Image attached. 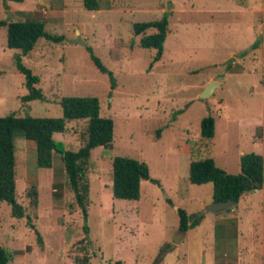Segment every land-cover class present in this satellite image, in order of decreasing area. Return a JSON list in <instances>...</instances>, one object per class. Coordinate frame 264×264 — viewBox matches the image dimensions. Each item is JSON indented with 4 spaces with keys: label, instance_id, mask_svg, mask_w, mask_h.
I'll return each mask as SVG.
<instances>
[{
    "label": "rangeland",
    "instance_id": "rangeland-1",
    "mask_svg": "<svg viewBox=\"0 0 264 264\" xmlns=\"http://www.w3.org/2000/svg\"><path fill=\"white\" fill-rule=\"evenodd\" d=\"M97 1L99 9L85 10L81 0H0V20H41L46 31L63 36L61 42L39 38L22 54L7 47L0 26V117H60V97L96 96L100 114L114 123L112 149L95 147L85 171L86 219L62 154L54 151L52 167L39 168L34 142L15 138L16 201L25 216L13 217L0 201V246L9 264H80L82 258L87 264H264V185L230 210L205 212L212 183L189 181L192 142L199 156L232 174L239 173L240 155L264 156V0ZM165 11L168 31L154 61L156 50L138 45L142 34L132 24L159 20ZM87 47L113 73L114 88ZM17 55L39 77L41 100L21 101L27 89ZM211 81L205 102L199 95ZM207 115L215 119V134L203 140L200 120ZM84 124L67 122L53 138L75 151ZM115 156L149 167L154 182L141 181L136 202L113 197ZM177 208L189 216L186 232L178 228Z\"/></svg>",
    "mask_w": 264,
    "mask_h": 264
},
{
    "label": "trees",
    "instance_id": "trees-1",
    "mask_svg": "<svg viewBox=\"0 0 264 264\" xmlns=\"http://www.w3.org/2000/svg\"><path fill=\"white\" fill-rule=\"evenodd\" d=\"M22 1V0H16ZM85 10H97V0H81ZM168 12H163L159 20L134 22L132 29L135 35L142 34L138 45L142 48L154 49V61L160 59L163 44L168 31ZM0 26L6 28V45L8 48L19 49L22 54L31 51L39 38L52 42H61L63 36L55 35L45 30V23L41 20H0ZM149 29L154 32L145 33ZM256 42L252 45L254 47ZM90 58L101 73H106L114 88L113 73L109 71L101 60L87 47ZM15 67L24 76V85L27 93L20 97L22 102L41 100L43 93L37 86L39 77L26 67L21 57H15ZM62 115L60 117H35L30 115L18 116L14 113L0 117V201L10 205L11 215L16 218L25 216V209L16 201V155L15 138L21 136L34 142L36 149V164L39 168H51L53 152L62 154L64 171L68 184L74 194L77 206L80 208L84 219L87 217L89 183L85 174L89 164L92 150L102 147L110 150L113 147L114 123L110 117L100 114V101L96 96H62L59 99ZM84 120L81 129L82 145L75 151L63 150L54 140L55 133H63L67 122ZM215 134V119L211 115L200 120V138L210 140ZM189 181L201 185L212 183L213 201L234 200L236 203L246 193L260 189L264 185V156L250 152L240 155L239 173L232 174L216 165L212 157L199 156L194 142L190 144ZM112 194L116 199L136 202L140 197V183L150 180L149 167L143 161L115 156L111 161ZM30 205L37 207V192L35 188L27 191ZM179 216V230L186 232L189 227V216L186 211L177 208ZM27 216L30 227L33 224ZM85 237L87 227L84 226ZM41 243V239L38 238ZM8 256L0 246V264H9ZM80 264H87L86 258L77 260Z\"/></svg>",
    "mask_w": 264,
    "mask_h": 264
},
{
    "label": "water",
    "instance_id": "water-1",
    "mask_svg": "<svg viewBox=\"0 0 264 264\" xmlns=\"http://www.w3.org/2000/svg\"><path fill=\"white\" fill-rule=\"evenodd\" d=\"M215 87V82H209L202 92L199 95L200 99H203L206 102V98L211 94L213 88ZM236 204L234 200H226V201H213L211 204L206 206L205 212H214L220 210H230L232 206Z\"/></svg>",
    "mask_w": 264,
    "mask_h": 264
},
{
    "label": "crops",
    "instance_id": "crops-1",
    "mask_svg": "<svg viewBox=\"0 0 264 264\" xmlns=\"http://www.w3.org/2000/svg\"><path fill=\"white\" fill-rule=\"evenodd\" d=\"M183 150L182 151H184V152H188V146H183V148H182Z\"/></svg>",
    "mask_w": 264,
    "mask_h": 264
}]
</instances>
